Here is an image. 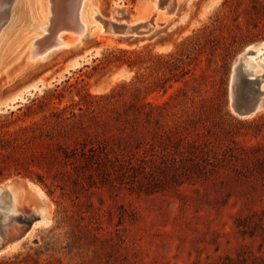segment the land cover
I'll use <instances>...</instances> for the list:
<instances>
[{
    "label": "rangeland",
    "instance_id": "rangeland-1",
    "mask_svg": "<svg viewBox=\"0 0 264 264\" xmlns=\"http://www.w3.org/2000/svg\"><path fill=\"white\" fill-rule=\"evenodd\" d=\"M154 1L84 0L83 10L95 2L97 22L106 25L111 16H144ZM225 1H173L174 17L145 35L88 31L39 62L27 50L12 53L18 32L8 39L0 114L48 90L59 92L56 104L77 112L87 92L108 98L85 109L90 129L79 172L54 168L51 190L20 175L0 181L26 180L16 209L8 210V198L0 201V264H211L243 253L264 256V108L241 114L247 89L264 73L233 82L242 50L264 42V13L248 12L264 0H239L233 9ZM216 24L189 64L165 67L164 55ZM122 50L141 53L136 65L105 63ZM254 55L245 56L246 73L264 71V54L249 60Z\"/></svg>",
    "mask_w": 264,
    "mask_h": 264
},
{
    "label": "trees",
    "instance_id": "trees-1",
    "mask_svg": "<svg viewBox=\"0 0 264 264\" xmlns=\"http://www.w3.org/2000/svg\"><path fill=\"white\" fill-rule=\"evenodd\" d=\"M240 4L239 0L225 1V5L231 9L240 7ZM248 10L249 14L256 13L260 18L264 5H254ZM219 26L216 24L209 31V27H205L201 33L188 39L187 47L182 51L164 55L165 67L176 70L182 64H189L190 52L199 49L206 36L209 37ZM122 53L124 56L111 52L105 56V63H127L133 67L137 63L135 57H141L137 51L122 50ZM58 96L59 92L48 90L43 98H34L30 104L0 114V181L20 175L51 190L54 181L49 182V178L56 177L51 175L54 168L64 166L66 169L69 166L74 172L80 171L82 166L76 163L86 155L83 148L85 138L82 137L90 129L83 118L85 109L90 110L95 105L94 101L108 98V95L97 96L87 92L86 96L91 100H85L86 96L81 98L76 104L80 112L72 105L60 107V102H55ZM69 168L67 172H70ZM35 264L47 263L37 260ZM211 264H264V256L243 253Z\"/></svg>",
    "mask_w": 264,
    "mask_h": 264
},
{
    "label": "bare ground",
    "instance_id": "bare-ground-1",
    "mask_svg": "<svg viewBox=\"0 0 264 264\" xmlns=\"http://www.w3.org/2000/svg\"><path fill=\"white\" fill-rule=\"evenodd\" d=\"M173 1L177 7L180 0ZM173 1L168 0L160 7L158 0H155L151 9L144 16L135 18L130 24L150 21L149 18L154 15L153 20L148 23V28L145 29L148 30L147 33L151 32L160 24V21H168L174 17V11L169 10ZM83 4L84 0H29L25 6V18L19 25L17 21L21 12L20 0H12V3L0 0V65L3 63L5 50L8 49L7 47L10 44L8 39H11L15 32H18L17 37L20 36V38L19 42L16 41V47L12 49V53H15L17 50L19 52L27 50L28 57L32 62L44 61L56 50L75 45L88 31L98 34H104L105 32L115 33L111 25H109V28H105V25L97 22V20L100 21V10L95 2H91L87 10H83ZM8 5L9 7H6ZM6 8H10L8 17L5 14ZM112 17L107 19L114 20L115 18L113 19ZM64 21L68 25L75 27L79 24L78 29L71 30V32L67 31L68 29L63 26ZM116 21L119 22V20ZM7 41L9 42L6 43ZM11 43L14 44L13 40ZM263 48L264 42L256 43L246 48V51L249 49L253 50L247 54L257 53V55L249 57V60L255 61L263 55L264 53H259ZM244 53L242 52L236 61L233 78L236 75V66L239 62H242L244 70L247 71V61L245 59L247 54L244 55ZM259 73H264V71H255L248 73V75L249 78H255ZM257 86L261 92V98H264V78L259 81ZM252 114L254 113L245 116ZM5 184H8V187L6 191H0V201L5 200L4 198L6 197L11 202L8 205V210L12 209L14 205L16 209V206L20 205L23 201L26 180L23 178H13L2 186H5ZM27 184L29 186L34 185L31 181H28ZM43 209H41V212H44Z\"/></svg>",
    "mask_w": 264,
    "mask_h": 264
},
{
    "label": "water",
    "instance_id": "water-1",
    "mask_svg": "<svg viewBox=\"0 0 264 264\" xmlns=\"http://www.w3.org/2000/svg\"><path fill=\"white\" fill-rule=\"evenodd\" d=\"M159 6H162V3L159 4ZM154 18V15H152ZM152 18V20H153ZM150 21H146L143 23H137V24H130L131 21H122V22H118L116 20H108V23L105 25V28H109V25H111L113 32H115L118 35H145L147 34L148 30H145L146 28H148V23ZM63 26L65 28H67L68 30H76L78 29V26H73V25H68L67 23H63ZM260 42V41H258ZM258 42H255L253 44H256ZM245 50V51H244ZM252 49H249L246 51V48L242 50V52L245 54L252 52ZM241 52V53H242ZM246 75L247 77H249L248 73H246V71L243 68L242 62H239V64L236 66V75L233 78V82L234 84H236V82L238 81L240 75ZM250 82H253L257 79V77L255 78H248ZM235 93H234V106L235 108H238V105L236 103L235 100ZM245 99H246V103H245V107L241 109V114L243 115H248L251 113H257L259 112L261 109L264 108V98H261V92L259 91L258 86H255L254 89H247L246 93H245ZM8 187V184H5V186L0 185V191L4 192L6 191Z\"/></svg>",
    "mask_w": 264,
    "mask_h": 264
}]
</instances>
